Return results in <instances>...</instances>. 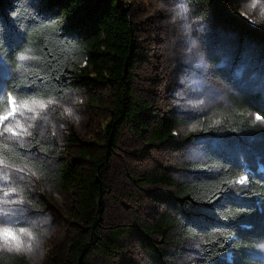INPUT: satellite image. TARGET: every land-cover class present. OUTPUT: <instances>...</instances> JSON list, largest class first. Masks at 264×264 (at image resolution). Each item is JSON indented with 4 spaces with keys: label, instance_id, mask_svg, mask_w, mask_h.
<instances>
[{
    "label": "rangeland",
    "instance_id": "1",
    "mask_svg": "<svg viewBox=\"0 0 264 264\" xmlns=\"http://www.w3.org/2000/svg\"><path fill=\"white\" fill-rule=\"evenodd\" d=\"M37 0H25L29 7ZM130 11L137 63L133 67L132 86L137 99L159 116H174L186 120L172 134L178 146L153 145L123 128L118 134L117 147L104 166L107 193L103 199L101 220L95 225L100 238L109 244L108 253L92 248L93 264H155L152 252L142 246L138 233L162 215L173 214V189L163 184H151L152 174L168 177L175 182L189 181L186 172L190 164L208 162L203 144L214 133L237 129L248 144H263L260 131L264 120L259 98L264 99V54L261 47L245 37H239L230 25L216 21L212 9L214 0H124ZM187 2V19L174 18L179 5ZM223 9L231 19L244 21L264 30V0H222ZM256 3V8L251 5ZM195 20V23L192 21ZM192 23L191 35H185L184 24ZM199 47L190 51V41ZM196 53H199L197 56ZM15 60L22 66L32 60ZM11 67V73L4 71ZM0 52V101L4 83L19 73ZM114 89L92 87L88 92L76 91L63 100L55 99L40 118L24 113L21 122L30 126L31 136L2 139L31 149L34 138L62 146L66 154L74 150L67 144L75 136L84 148L97 149L107 155L108 126L111 122ZM71 109L72 115L68 114ZM8 110V109H7ZM6 110V111H7ZM259 116L261 119H257ZM210 127L209 135L203 126ZM227 152L241 163L248 164L244 149L229 144ZM109 153H111L109 151ZM53 167L51 158L29 152ZM65 155V154H64ZM67 156V155H65ZM109 158V157H108ZM4 161V160H3ZM23 169V172L17 171ZM74 197L44 183L31 170L4 161L0 165V225L17 230L24 227L36 237L33 253L10 252L26 264H62L68 255L71 237L77 227L72 222ZM73 207V209H72ZM151 239L174 263L186 264L202 256L203 239H182L176 230L166 237L156 234ZM26 242L30 240L22 236ZM41 251L43 255L41 256ZM251 259L264 264V239L254 242Z\"/></svg>",
    "mask_w": 264,
    "mask_h": 264
},
{
    "label": "trees",
    "instance_id": "2",
    "mask_svg": "<svg viewBox=\"0 0 264 264\" xmlns=\"http://www.w3.org/2000/svg\"><path fill=\"white\" fill-rule=\"evenodd\" d=\"M214 1L216 21L258 44L264 54V30L227 18L222 0ZM133 34L124 0H37L32 7L25 0H0V52L20 70L5 81L0 110L8 109V92L18 99L31 95L63 100L72 92H88L92 87L111 85L114 89L107 155L99 154L98 148L87 150L75 136L70 140L74 143L67 144L74 148L68 154L55 141L46 144L34 138L28 151L0 139V158L31 170L47 185L74 197L72 222L77 230L62 264H93L90 255L94 246L104 253L110 250L113 241H102L95 225L104 216L107 185L103 165L110 161L120 131L127 128L153 145L178 146L172 134L186 123L180 117L157 115L134 94L137 55ZM19 52H29L32 60L17 66ZM259 102L264 120V99ZM203 129L209 135L208 124ZM260 132L264 139V131ZM231 143L243 147L248 164L227 152ZM203 145L208 162L188 165L189 181L175 182L157 174L146 178L148 183L173 189V214L166 213L141 228L140 244L152 252L155 264H179L150 237H166L176 230L182 239H203L201 258L186 264H262L251 259L249 251L256 240L264 239V145L244 142L237 129L229 126ZM30 151L51 158L54 166L40 157H30ZM244 176L248 179L241 185L238 181ZM0 264L26 262L0 252Z\"/></svg>",
    "mask_w": 264,
    "mask_h": 264
},
{
    "label": "snow or ice",
    "instance_id": "3",
    "mask_svg": "<svg viewBox=\"0 0 264 264\" xmlns=\"http://www.w3.org/2000/svg\"><path fill=\"white\" fill-rule=\"evenodd\" d=\"M43 2V0H38ZM257 4L254 2L251 7L256 8ZM188 12L187 8H181V15H185ZM264 15V13H262ZM190 27V26H189ZM197 56L199 53L196 54ZM18 59L22 62L29 60V56L24 52H19ZM4 71L8 74L11 73V67H6ZM7 111L0 110V138L8 135L17 139L23 136H31L29 131L30 126H25L21 122V118L24 113H30L34 118H40L42 112H47L50 105L55 101L52 98L44 99L43 97L29 96L23 99H18L12 92L7 94ZM68 114L72 115L71 109H68ZM257 119H261L257 116ZM2 147V145H0ZM4 161L0 158V165H3ZM17 171L23 172V169H17ZM247 176L241 177L239 183L244 185L247 181ZM22 236L30 238L28 242L22 239ZM36 238L33 233L24 227H20L14 230L12 227H6L0 225V249L7 248L8 251L16 253H33L35 251L32 241Z\"/></svg>",
    "mask_w": 264,
    "mask_h": 264
},
{
    "label": "clouds",
    "instance_id": "4",
    "mask_svg": "<svg viewBox=\"0 0 264 264\" xmlns=\"http://www.w3.org/2000/svg\"><path fill=\"white\" fill-rule=\"evenodd\" d=\"M182 7L188 9V12L185 15H181L180 14ZM190 11L191 10H190L189 4L187 2L182 3V4L179 5V10L174 13V18H176V17H183V18L187 19L188 14L190 13ZM195 22H196L195 20L192 21V23H195ZM192 23H185L184 24V32H185V35H188V36L191 35V32L193 30L192 29ZM198 47H199V42L196 39H191V41H190V49L189 50L192 51L194 49H197ZM42 255H43V252L41 251V256ZM37 264H39V262H37Z\"/></svg>",
    "mask_w": 264,
    "mask_h": 264
}]
</instances>
